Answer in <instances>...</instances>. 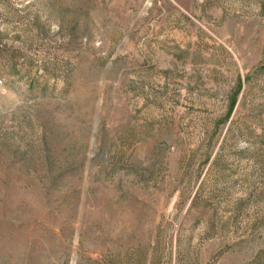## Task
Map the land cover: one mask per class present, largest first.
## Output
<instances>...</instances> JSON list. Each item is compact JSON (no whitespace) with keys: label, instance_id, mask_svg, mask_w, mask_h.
Listing matches in <instances>:
<instances>
[{"label":"rangeland","instance_id":"374dc122","mask_svg":"<svg viewBox=\"0 0 264 264\" xmlns=\"http://www.w3.org/2000/svg\"><path fill=\"white\" fill-rule=\"evenodd\" d=\"M0 264H264V0H0Z\"/></svg>","mask_w":264,"mask_h":264},{"label":"trees","instance_id":"16d2710c","mask_svg":"<svg viewBox=\"0 0 264 264\" xmlns=\"http://www.w3.org/2000/svg\"><path fill=\"white\" fill-rule=\"evenodd\" d=\"M233 104H234V102L231 104V109H232V107H233Z\"/></svg>","mask_w":264,"mask_h":264}]
</instances>
